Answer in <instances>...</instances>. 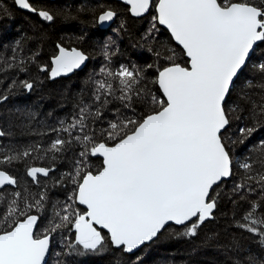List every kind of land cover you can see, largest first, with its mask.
<instances>
[{
  "label": "snow or ice",
  "instance_id": "6c2138e0",
  "mask_svg": "<svg viewBox=\"0 0 264 264\" xmlns=\"http://www.w3.org/2000/svg\"><path fill=\"white\" fill-rule=\"evenodd\" d=\"M124 2L136 17L154 7L157 15L153 17L149 35L158 31L157 24L162 25L180 48L178 52L165 46L163 56L160 51L149 48L169 62L157 68L156 79L151 81L158 85L162 96L140 86L144 80L143 69L130 70L123 66L116 72L100 69L106 79L96 81L97 102L108 103L106 99L101 101L100 94L113 95V84L107 78H116L121 93L117 98L125 107H132L134 96L156 107L142 119L110 122L101 132L100 140L84 132L89 127L86 123L89 106L80 107L79 118H74L66 127L53 129L68 133L71 139L58 137L48 152H63L73 141L82 150L74 172L64 174L57 181L62 184L66 179L75 186L67 198L69 202L55 213L59 222L50 224L41 235H36L40 217L31 211L43 210L46 193L36 194L38 198H35L25 189L23 193L12 191L5 195V186L15 187L18 180L0 170V205H3L0 208V264H45L52 233L65 227L74 233V242L66 245L64 256L99 254L107 251L108 245L120 253L130 254L154 241L170 224L183 227L179 235L195 237L206 221L215 218L220 195L217 189L234 175L229 145L244 144L258 126L264 127V53L252 63L260 45L264 44V0ZM14 4L45 21L54 19L49 11L33 7L30 0H14ZM114 16V11H104L98 22L111 21ZM57 48L59 54L52 58L50 78L66 75L88 59L75 48L71 51L60 45ZM180 57L187 58V66L177 62ZM249 64L255 72L253 77L246 75ZM19 71L26 69L20 67ZM40 71L49 70L40 67ZM17 86L29 92L34 88L28 80L19 85L13 81L9 91ZM7 99L8 95H0V103ZM101 115L98 108L95 117ZM234 121L241 122L235 133L232 132ZM77 128L82 136H73ZM5 135L0 130V137ZM32 151H39V146L6 155L0 163L12 164L30 156ZM91 157L102 158L95 172L89 170ZM239 167L244 170V182L236 184L233 191L240 200L249 203V208L241 218L243 222L237 221L236 226L257 237L264 246V141L256 159L245 160ZM51 171L45 167H29L27 175L39 184L38 174L47 177ZM252 183L259 186L261 201L248 200L242 191L246 187L253 191ZM75 205L84 206L83 211ZM247 264H264V261L250 257Z\"/></svg>",
  "mask_w": 264,
  "mask_h": 264
},
{
  "label": "trees",
  "instance_id": "16d2710c",
  "mask_svg": "<svg viewBox=\"0 0 264 264\" xmlns=\"http://www.w3.org/2000/svg\"><path fill=\"white\" fill-rule=\"evenodd\" d=\"M30 3L33 7L49 11L54 16L53 21H45L37 14L18 10L13 0H0V95H8V99L0 103V130L6 133L0 139V160L33 145H38L39 151H32L30 156L21 157L12 164L0 163V170H5L18 180L17 186L4 189L5 195L12 191L23 193L25 189L34 194L35 198H38L36 194L46 193L43 210L33 208L31 211V214L40 217L36 235H41L50 224L59 222L55 213L69 202L67 198L75 186L66 179L62 184L57 181L64 174L74 172L75 162L80 158L82 150L81 145L73 141L63 152H48L47 149L58 137L71 139L68 133L53 129L66 127L74 118L78 119L80 107L84 106H89L86 114L89 127L84 132L94 135L97 140L102 139L101 132L108 128L110 122L126 118L142 119L151 114L156 106L135 96L131 108L124 106L117 98L121 93L116 78H107L113 84L114 94H100L101 101L106 99L108 103L97 102L96 81L106 79L100 69L104 67L113 72L122 66L130 70L143 69L144 80L140 86H145L152 94L161 97L157 85L151 81L156 79L157 68L169 62L157 57L154 51H160L163 56L165 46L176 48L178 52L180 49L158 24V31L149 35L154 23V7L146 16L133 18L128 14L127 7L111 0H33ZM107 10L116 13L115 20L109 29L100 30L96 25L97 17ZM57 45L63 48L74 47L83 52L88 57L85 68L68 78L57 80H52L48 71H40V67L49 69V60L55 55ZM149 48L154 51H149ZM262 53L264 44L260 45L252 63L257 62ZM185 61V57L177 60L187 66ZM148 64L154 66L148 69ZM20 67L26 71H19ZM246 75H255L251 64ZM23 80L34 84L32 91L19 86L9 91L13 81L19 85ZM98 108L102 112L99 118L95 117ZM240 123L233 122V133ZM76 135L82 136L83 133L77 128L73 131V136ZM262 141L264 127L258 126L257 131L244 144L229 145L234 175L217 189L220 195L217 197L215 218L206 221L195 237L179 235L184 231L183 227L170 225L153 242L130 255L120 253L108 245V250L103 253L64 256L66 245L70 241L74 242V234L65 227L52 233L47 264H58L61 261H67L68 264H237V261L247 264L250 257L264 261V246L260 245L258 238L236 226L237 221L243 222L241 218L248 210L249 203L240 200L239 195L233 191L236 184L244 182L245 173L239 164L245 160H255ZM89 165V170L95 172L100 168L101 161L91 157ZM29 167H45L53 171L45 178L38 177L37 184L27 175ZM251 187L253 191L247 187L242 189L248 200L261 201L259 186L252 183ZM137 257L140 258L138 262Z\"/></svg>",
  "mask_w": 264,
  "mask_h": 264
},
{
  "label": "water",
  "instance_id": "95a60500",
  "mask_svg": "<svg viewBox=\"0 0 264 264\" xmlns=\"http://www.w3.org/2000/svg\"><path fill=\"white\" fill-rule=\"evenodd\" d=\"M14 1V0H13ZM30 1H33V0H30ZM39 1H49V2H54V1H56V0H39ZM111 1H114V2H117V3H120V4H122L123 6H125V7H127V9H128V14L130 15V17H133V18H142V17H144V16H146L148 13H149V11L151 10V8H150V10L147 12V13H145L144 15H142V16H139V17H136V16H133L132 14H131V11H130V5H128V4H126L125 2H124V0H111ZM16 6V5H15ZM16 8L18 9V10H20V11H23V12H26V13H29V14H36V13H33V12H30V11H28V10H26V9H20L18 6H16ZM154 13H155V16L157 15V13H156V11H155V8H154ZM38 15V14H37ZM39 16V15H38ZM99 17V16H98ZM98 17H97V20H96V25H97V28L98 29H100V30H106V29H109L112 25H113V22H114V20H115V16H114V18L111 20V21H106V22H104V23H99L98 22ZM40 19H42L41 17H39ZM161 29H163V30H165L168 34H169V36L171 37V33L164 27V26H162V25H158ZM171 39H172V41L174 42V44L176 45V42L174 41V39L171 37ZM178 48H179V46L178 45H176ZM73 49V48H72ZM180 49V48H179ZM67 50V49H66ZM69 51H71V49L69 50ZM79 51V50H78ZM59 54V49L57 48V54L56 55H58ZM186 58V57H185ZM187 59V58H186ZM51 61H52V59H51ZM51 61H50V63H51ZM87 60L80 66V68H77V69H74L72 72H70V73H68V74H66V75H64V74H62V75H60L59 77H56V78H54V79H59V78H67V77H70L74 72H78V71H80V70H82L84 67H85V65L87 64ZM51 67H52V63H51ZM157 85V84H156ZM157 88L159 89V87H158V85H157ZM160 91V90H159ZM160 94L162 95V93L160 92ZM3 137H0V139H2ZM93 158H95V159H99L100 161H101V164H102V158L101 157H93ZM38 176L39 177H41V178H45V176H43L42 174H38ZM230 178H228V179H226L225 181H228ZM7 186H11V185H6L5 187H7ZM79 208H81L82 210L84 209V206H81V205H77ZM210 221V220H209ZM170 225H173V226H175V227H182V226H177V225H174V224H170ZM170 225H168V226H170ZM97 227H99V226H97ZM167 227V226H166ZM163 231V230H162ZM102 232H104L105 234H107L106 233V230H102ZM74 234V233H73ZM156 239V238H155ZM154 239V240H155ZM153 242V241H152ZM151 242H149V243H147V244H145L144 246H147V245H149ZM144 246H141V248L142 247H144ZM141 248H139V249H141ZM114 249V248H113ZM139 249H137V250H135L136 252L139 250ZM50 250H51V241H50V248H49V253L46 255V257H45V264H47V262H48V258H49V255H50ZM135 251L133 252V253H135ZM125 254H127V255H130V254H132V253H125Z\"/></svg>",
  "mask_w": 264,
  "mask_h": 264
},
{
  "label": "flooded vegetation",
  "instance_id": "af4514ba",
  "mask_svg": "<svg viewBox=\"0 0 264 264\" xmlns=\"http://www.w3.org/2000/svg\"><path fill=\"white\" fill-rule=\"evenodd\" d=\"M73 48H74V47H73ZM65 49L70 50V49H72V48H65ZM75 49H76V48H75ZM77 50H79V49H77ZM79 51H80V50H79ZM82 53H83V52H82ZM56 54H57V49H56V53H55V55H56ZM55 55H54V56H55ZM52 58H53V57H52ZM52 58H50V60H49V65H50V67H49V69H48V70H49V71H48L49 76H50V70H51V63H50V61H51ZM86 65H87V64H86ZM86 65H85V66H86ZM84 68H85V67H84ZM84 68H83V69H84ZM80 71H81V70H80ZM78 72H79V71H78ZM74 73H76V72H74ZM67 78H68V77H67ZM52 80H57V79H53V78H52ZM38 177H39V176H38Z\"/></svg>",
  "mask_w": 264,
  "mask_h": 264
},
{
  "label": "rangeland",
  "instance_id": "374dc122",
  "mask_svg": "<svg viewBox=\"0 0 264 264\" xmlns=\"http://www.w3.org/2000/svg\"><path fill=\"white\" fill-rule=\"evenodd\" d=\"M56 49H57V47H56ZM77 206V205H76ZM81 209V208H80ZM82 210V209H81ZM104 233V232H103ZM79 247V246H78ZM96 253H91V252H89V253H87V254H85L84 256H87V255H95Z\"/></svg>",
  "mask_w": 264,
  "mask_h": 264
},
{
  "label": "bare ground",
  "instance_id": "6f19581e",
  "mask_svg": "<svg viewBox=\"0 0 264 264\" xmlns=\"http://www.w3.org/2000/svg\"><path fill=\"white\" fill-rule=\"evenodd\" d=\"M7 187H11V186H7ZM6 188V187H5ZM136 252V251H135ZM133 254V253H132Z\"/></svg>",
  "mask_w": 264,
  "mask_h": 264
}]
</instances>
